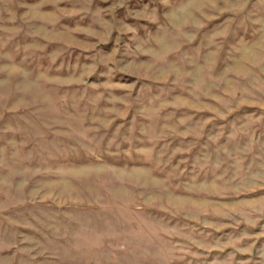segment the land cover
Here are the masks:
<instances>
[{
	"label": "rangeland",
	"instance_id": "1",
	"mask_svg": "<svg viewBox=\"0 0 264 264\" xmlns=\"http://www.w3.org/2000/svg\"><path fill=\"white\" fill-rule=\"evenodd\" d=\"M0 264H264V0H0Z\"/></svg>",
	"mask_w": 264,
	"mask_h": 264
}]
</instances>
